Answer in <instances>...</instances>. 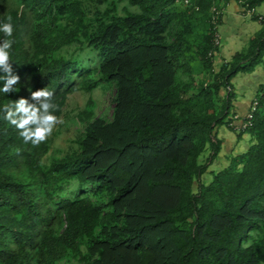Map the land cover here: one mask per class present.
Returning <instances> with one entry per match:
<instances>
[{"label":"trees","instance_id":"obj_1","mask_svg":"<svg viewBox=\"0 0 264 264\" xmlns=\"http://www.w3.org/2000/svg\"><path fill=\"white\" fill-rule=\"evenodd\" d=\"M189 1L0 0V22L11 15L14 25L0 40L13 41L20 77L0 109L46 87L60 117L95 75L114 88L110 118L94 115L89 98L57 157L47 156L52 135L25 144L0 119V264H264V82L237 131L247 148L208 169L218 127L235 131L229 123L242 117L231 79L264 61V15L216 66L209 10L229 0ZM85 46L98 66L80 64Z\"/></svg>","mask_w":264,"mask_h":264},{"label":"crops","instance_id":"obj_2","mask_svg":"<svg viewBox=\"0 0 264 264\" xmlns=\"http://www.w3.org/2000/svg\"><path fill=\"white\" fill-rule=\"evenodd\" d=\"M255 12L264 15V2L255 7ZM261 27L262 23L258 20L241 13L240 7L235 0H229L223 6V14L219 27L221 41L217 55L215 56V65L219 66L223 62L230 60L236 52L246 46L250 37L260 30ZM236 76L231 79L232 83L235 78L238 80V86H234V103L241 114L240 116H243L259 84L264 82V67L260 64L251 73H243L241 78H237ZM243 85L246 86L245 89ZM237 134V131L230 130L228 127H218L217 137L222 140V145L214 162L211 163V165H214L212 169L225 167L233 155L243 152L247 148L248 143L246 140L250 141L249 135L242 134L238 136Z\"/></svg>","mask_w":264,"mask_h":264},{"label":"clouds","instance_id":"obj_3","mask_svg":"<svg viewBox=\"0 0 264 264\" xmlns=\"http://www.w3.org/2000/svg\"><path fill=\"white\" fill-rule=\"evenodd\" d=\"M14 25L12 16L6 17L5 22H0V33L5 37H12ZM13 41L0 40V93L8 94L16 90L20 77L14 73L10 49ZM53 91L46 87L31 91L30 98L21 97L10 102L0 109V119L7 121L14 127L25 144L39 146L47 141L58 124L63 120L55 115L58 105L52 102Z\"/></svg>","mask_w":264,"mask_h":264},{"label":"rangeland","instance_id":"obj_4","mask_svg":"<svg viewBox=\"0 0 264 264\" xmlns=\"http://www.w3.org/2000/svg\"><path fill=\"white\" fill-rule=\"evenodd\" d=\"M124 4L125 3L123 1L118 3V9L120 12L122 11L121 8ZM73 48L74 47H70V50L72 51ZM78 56L81 60L80 64L82 65V67H92L90 66V64H92L93 61L96 63V66H98L100 61L97 51L86 46L82 48V51ZM261 66L264 67V61ZM242 76L243 73H239L236 77L241 78ZM95 77L100 80L98 81L97 86L93 88L91 92L87 93L82 91H75L68 96L66 104L63 108V112L59 117L63 120V123L58 124L52 133L53 142L50 150L47 153V156H60L57 154H60L61 151H64L67 148L69 140L75 136L77 128L79 126L78 123L74 122V116L79 110L84 108L89 98H91L94 103V115L110 118L112 108L111 98L114 88L111 82L99 78L98 75H95ZM237 81L238 80L235 78L233 81L234 86H238ZM243 88L245 89L246 86L243 85ZM246 142L249 144L250 141L246 140ZM208 153L209 150L206 149L201 158L207 156ZM213 167L214 165H211L208 167V169L210 170ZM209 174V171L204 174V181H208L207 179L210 177Z\"/></svg>","mask_w":264,"mask_h":264},{"label":"built area","instance_id":"obj_5","mask_svg":"<svg viewBox=\"0 0 264 264\" xmlns=\"http://www.w3.org/2000/svg\"><path fill=\"white\" fill-rule=\"evenodd\" d=\"M177 3L183 4L184 6L189 5V0H176ZM238 3L241 4V13L245 16L252 17L257 16V20L259 22L263 21V15L258 14L255 12L254 8L249 7L248 3L245 0H238ZM197 9V7H195ZM210 29L212 34V43L214 46L218 47L220 46L221 41V34H220V20L223 13V9H220L219 7L212 5L210 7ZM264 23V22H263ZM211 52H209V55ZM256 101L253 100V102L249 106V110L244 114L242 117H239L237 115L234 116V120H232L229 123V126H232L235 131L243 130L249 123V119L251 117V112L254 110V107L256 106Z\"/></svg>","mask_w":264,"mask_h":264}]
</instances>
